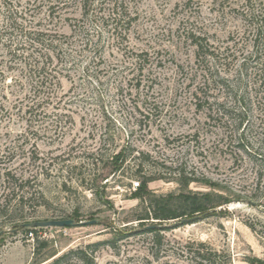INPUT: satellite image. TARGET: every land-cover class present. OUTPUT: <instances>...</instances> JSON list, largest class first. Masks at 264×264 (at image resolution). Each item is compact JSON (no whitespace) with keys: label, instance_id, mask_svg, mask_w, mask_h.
Here are the masks:
<instances>
[{"label":"rangeland","instance_id":"374dc122","mask_svg":"<svg viewBox=\"0 0 264 264\" xmlns=\"http://www.w3.org/2000/svg\"><path fill=\"white\" fill-rule=\"evenodd\" d=\"M48 4L0 0V264H32L36 239L59 253L103 242L93 264H195L186 249L197 242L230 254L232 264H264V72L248 58L257 28L264 54V0H130L123 40L89 19V34L73 35L79 8L51 17ZM38 31L53 78L33 98L27 57L40 48L22 33L35 39ZM190 33L214 59L197 58ZM86 39L100 52L83 49ZM241 131L248 148L238 144ZM121 149L126 163L156 177L147 184L156 194L213 190L229 201L193 222L164 224L159 242L132 221L137 180L110 163ZM5 170L31 176L25 221L74 225L32 235L13 227L19 217L2 212L16 202ZM180 172L196 181L183 188L172 180Z\"/></svg>","mask_w":264,"mask_h":264},{"label":"trees","instance_id":"16d2710c","mask_svg":"<svg viewBox=\"0 0 264 264\" xmlns=\"http://www.w3.org/2000/svg\"><path fill=\"white\" fill-rule=\"evenodd\" d=\"M102 6H104V9L107 10L106 15L105 13H100ZM77 7L79 8L82 19L80 22L81 24L75 21L72 25L73 35L80 32H82L85 36L89 34L84 22V20L87 21L89 19L92 22L100 21L105 28L111 25L109 29H107V32H110L113 39L123 40L126 38V33L129 29L131 21L133 20V16L130 12V0H49L48 9L50 10L48 15L52 17L54 13L59 14L60 12H66L69 9ZM97 9L99 12H97ZM259 31L260 29L257 28L256 32L253 34V55L248 58H252L255 64L254 67L256 66V72L262 73L264 72V60L262 59V55L264 54L260 53L261 51L258 47L257 37L259 36ZM22 34L24 37L29 38L31 42L37 43L36 48H40V51L38 50L39 53L33 57L31 54L28 55L30 56L29 58L27 57L29 60V68L26 71L25 79L31 89H33L34 98L36 96H40V92L44 94V90H49L52 85L53 76L50 75L51 73L47 72L49 66L48 62L51 61V52L48 47L43 45L44 39L40 38V35L43 36L46 34L43 31L34 33L33 35L35 39L30 37L31 33ZM100 35L101 33L96 31V36L99 37ZM189 36L191 38V42L195 46L197 58H201L203 60L207 58L214 59V51L209 49L207 43L206 45L203 43L204 39L199 34L190 33ZM49 42L51 43V40H49ZM82 46L85 50L93 48L94 53L101 49L100 43L90 47L88 39L83 42ZM15 56H17V54L14 52L9 59H14ZM243 64L244 63H241V66ZM49 76H51V78H49ZM1 79L3 84L6 83L5 72L0 68V80ZM16 82L19 83L17 79L14 80V83ZM237 101L240 103V106L244 108L242 103L244 99L241 95L237 98ZM33 105L34 103H30V105L28 103L27 109L24 112L31 109ZM19 110L21 109L18 108V111ZM243 112H246L245 108L243 109ZM243 138V133L241 131L237 137L238 144H240L242 148H248V145L244 143ZM110 163L114 168V172H119V174L122 175L126 172L128 179L137 180L133 191L138 199V203L135 208L132 209V221L135 222L136 227H138L141 232L154 234V239L159 242L160 238H157V236L160 230L165 228L166 225L164 224L176 220H180L181 222H193V220L199 218L200 216L206 217V214H208L209 211H213L218 206L226 204L229 201V199L223 194L213 190L185 191L181 189L179 191L156 194L147 187L148 182L156 179V177L146 175L143 171L141 163H126V154L122 149L110 156ZM2 177L3 182L6 183L13 198H16L15 204L11 208L4 207L2 212H9L11 215L19 217L20 220L13 219L10 221V223H14L13 227H24L27 223H30L29 221H25V216H31L22 214L25 208V203L30 201L33 196V193L29 191L31 176H18L11 173L10 170H5L2 173ZM172 180L183 188L190 182L196 181V179L186 176L183 172L177 173ZM205 182L213 185L207 180ZM262 194L264 196V191ZM73 225L74 224L67 227H71ZM250 228L252 229V227ZM28 230L29 231L26 232L32 235L33 233H36L37 229L29 228ZM101 244H103V242H93L82 247L71 248L59 253L58 251L49 249L48 240L36 239L32 253V264H67L70 260L81 262L82 264H93V252L97 250ZM186 253L195 264H232L230 254L217 250L204 242L190 243L187 245Z\"/></svg>","mask_w":264,"mask_h":264},{"label":"water","instance_id":"95a60500","mask_svg":"<svg viewBox=\"0 0 264 264\" xmlns=\"http://www.w3.org/2000/svg\"><path fill=\"white\" fill-rule=\"evenodd\" d=\"M88 223H91V221ZM72 224H74V221L72 219H58V220H35L30 223H27L26 226L31 228H40V227H49V226L67 227Z\"/></svg>","mask_w":264,"mask_h":264}]
</instances>
